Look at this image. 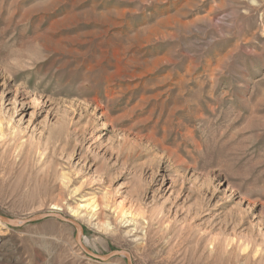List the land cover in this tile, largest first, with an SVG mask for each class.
Returning <instances> with one entry per match:
<instances>
[{
	"label": "rangeland",
	"instance_id": "1",
	"mask_svg": "<svg viewBox=\"0 0 264 264\" xmlns=\"http://www.w3.org/2000/svg\"><path fill=\"white\" fill-rule=\"evenodd\" d=\"M0 122L1 216L59 212L133 264H264V0H0ZM74 237L0 222V264H126Z\"/></svg>",
	"mask_w": 264,
	"mask_h": 264
},
{
	"label": "water",
	"instance_id": "2",
	"mask_svg": "<svg viewBox=\"0 0 264 264\" xmlns=\"http://www.w3.org/2000/svg\"><path fill=\"white\" fill-rule=\"evenodd\" d=\"M47 219H54L59 222L72 226L75 229V237H74L75 242L87 256L102 262H106L115 257H122L126 260V264H133L129 253H127L126 251H112L106 255L100 256L88 250L82 242L83 227L77 221L62 215L59 212L50 211V212L35 214L26 218H17V219L8 218L0 215V222L9 227H22L28 224L41 222Z\"/></svg>",
	"mask_w": 264,
	"mask_h": 264
},
{
	"label": "bare ground",
	"instance_id": "3",
	"mask_svg": "<svg viewBox=\"0 0 264 264\" xmlns=\"http://www.w3.org/2000/svg\"><path fill=\"white\" fill-rule=\"evenodd\" d=\"M14 101L11 102V106H12V109H11V113H17L18 111V107L20 106V110L21 111H24L26 109V107H24V105L22 103L19 102L18 99H13ZM20 104H19V103ZM24 102V101H23ZM26 103V102H25ZM28 104V103H27ZM29 105V104H28ZM4 126H7L6 130L9 131V129H11L12 127H9V124L8 125H3L1 122H0V134H3L4 133ZM13 134V135H12ZM11 135L15 138L16 137V133H12ZM11 136V137H12Z\"/></svg>",
	"mask_w": 264,
	"mask_h": 264
}]
</instances>
